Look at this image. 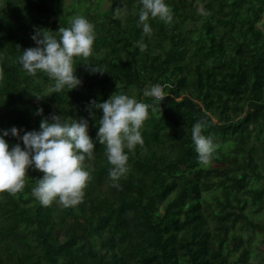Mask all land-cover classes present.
Returning a JSON list of instances; mask_svg holds the SVG:
<instances>
[{"label":"trees","instance_id":"16d2710c","mask_svg":"<svg viewBox=\"0 0 264 264\" xmlns=\"http://www.w3.org/2000/svg\"><path fill=\"white\" fill-rule=\"evenodd\" d=\"M83 2L0 0V130L85 117L96 140L77 205H43L32 192L44 175L35 167L22 191L0 193V264H264V0H167L173 20L150 17L149 34L139 0L82 11ZM123 3L129 14L116 18ZM75 15L95 25L93 52L75 60L82 85L57 93L47 73L29 74L19 58L36 46L38 28L58 36ZM154 84L162 98L145 95ZM115 92L150 105L144 144L125 149L129 171L118 184L97 139L103 111L92 103ZM197 121L230 154L202 164Z\"/></svg>","mask_w":264,"mask_h":264},{"label":"clouds","instance_id":"9594fccd","mask_svg":"<svg viewBox=\"0 0 264 264\" xmlns=\"http://www.w3.org/2000/svg\"><path fill=\"white\" fill-rule=\"evenodd\" d=\"M139 2L142 5L139 22L144 34L152 31L150 17L166 23L173 20L167 0ZM135 11L132 9L133 13ZM128 14L125 3L114 12L116 18ZM57 32L58 36L38 28L32 37L36 46L23 49L19 59L29 74L47 73L59 93L65 88L72 90L82 85L74 63L76 58H87L92 54L96 32L95 25L83 15L75 16L70 27H60ZM139 43L141 48L146 47L143 41ZM89 66L93 72L101 71L98 67ZM145 95L159 99L164 95V89L154 84L145 89ZM92 103L103 111L97 139L106 144L107 158L112 165L109 176L118 184L119 179L129 171V153L125 149L134 150L137 144H144L141 128L149 115L150 105L123 92H115L107 100ZM152 110L155 111L154 106ZM38 111L42 113L43 109ZM95 114L92 111V115ZM202 128L200 121L192 126V140L199 161L208 164L215 145L212 138L202 132ZM8 136L21 140L23 146L21 143L10 146L6 139ZM95 147L96 140L89 135V121L85 117L64 119L61 115L53 114L51 119L41 120L39 130H23V134L17 126L0 130V193L22 191L28 169L35 167L44 175L32 192L43 205L58 200L65 207L75 206L84 198V189L90 179V171L84 166V161L86 157L94 158Z\"/></svg>","mask_w":264,"mask_h":264},{"label":"rangeland","instance_id":"374dc122","mask_svg":"<svg viewBox=\"0 0 264 264\" xmlns=\"http://www.w3.org/2000/svg\"><path fill=\"white\" fill-rule=\"evenodd\" d=\"M110 1L111 0H85V2L82 3V5L80 6V10L83 11V7L84 5H90L91 8L94 9H107L110 5ZM231 1V0H230ZM67 4H71L72 0H66ZM77 16V15H75ZM75 16L69 18L70 20H72ZM262 21L264 22V15L262 16ZM232 145L231 144H225L222 146H217L215 147L213 156L211 161L208 163H213L215 164L216 162H218L224 155L226 154H230L231 149H232ZM211 199H213L212 195L209 196ZM264 219V216L262 217ZM247 234H249V231H246ZM261 247V249H264V245L260 243L259 245Z\"/></svg>","mask_w":264,"mask_h":264},{"label":"built area","instance_id":"2783aa9c","mask_svg":"<svg viewBox=\"0 0 264 264\" xmlns=\"http://www.w3.org/2000/svg\"><path fill=\"white\" fill-rule=\"evenodd\" d=\"M162 87H163V86H162ZM163 89H164V87H163ZM164 95H165V90H164ZM164 95H163V96H164ZM163 96H162V97H163ZM162 97H161V98H162Z\"/></svg>","mask_w":264,"mask_h":264},{"label":"bare ground","instance_id":"6f19581e","mask_svg":"<svg viewBox=\"0 0 264 264\" xmlns=\"http://www.w3.org/2000/svg\"><path fill=\"white\" fill-rule=\"evenodd\" d=\"M164 87V86H163Z\"/></svg>","mask_w":264,"mask_h":264}]
</instances>
